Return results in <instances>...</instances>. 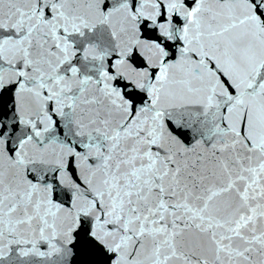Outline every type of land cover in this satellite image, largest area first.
<instances>
[{
	"label": "snow or ice",
	"instance_id": "1",
	"mask_svg": "<svg viewBox=\"0 0 264 264\" xmlns=\"http://www.w3.org/2000/svg\"><path fill=\"white\" fill-rule=\"evenodd\" d=\"M0 264H264V0H0Z\"/></svg>",
	"mask_w": 264,
	"mask_h": 264
}]
</instances>
